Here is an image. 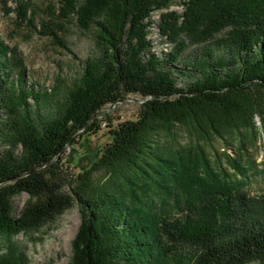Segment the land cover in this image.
<instances>
[{
  "label": "trees",
  "instance_id": "1",
  "mask_svg": "<svg viewBox=\"0 0 264 264\" xmlns=\"http://www.w3.org/2000/svg\"><path fill=\"white\" fill-rule=\"evenodd\" d=\"M10 1L36 28L31 0ZM69 20L91 31L97 54L61 93L28 86L20 52L0 37V236L37 230L75 202L69 264H264V191L245 188L247 166L229 160L228 173L207 150L212 140L248 150L254 114L264 129V0H57L39 32L60 42ZM129 94L142 100L137 117L64 192L47 168ZM8 257L0 264H22Z\"/></svg>",
  "mask_w": 264,
  "mask_h": 264
},
{
  "label": "rangeland",
  "instance_id": "2",
  "mask_svg": "<svg viewBox=\"0 0 264 264\" xmlns=\"http://www.w3.org/2000/svg\"><path fill=\"white\" fill-rule=\"evenodd\" d=\"M57 0H31L32 17L36 28L27 26L16 17L10 0H0V37L10 47H15L20 52L26 67V82L30 86L34 83V90H46L57 85L59 93L65 85L76 79L83 68L86 59L96 56L97 52L90 30H82L72 20L64 22V30L56 31L60 42L50 36L39 32L41 19L50 18L56 7ZM171 9L180 10L176 4ZM158 15V16H157ZM156 23L159 13L154 14ZM152 37L156 43V50L166 48L161 44V38L154 25ZM57 30V29H56ZM197 55L200 48H193ZM31 101V100H29ZM142 100L138 95L129 94L125 99L105 105L96 117V128L89 135H80L76 143L65 148L63 153L56 156L52 163L54 166L47 168L49 179L62 180L63 191L70 193V186L77 181L78 174L90 166L96 149H101L110 141L109 132L119 123L134 120L139 112ZM46 110H43L44 113ZM253 122L258 132L255 141H251L250 134L246 133L244 145L248 150L237 153L234 142L222 143L212 140V149L218 155V164L228 173H233L229 160L239 161L247 166L244 178L245 188L252 193L264 191V129L258 115H253ZM179 142L185 144L188 139L187 132L181 130L178 134ZM233 144V145H232ZM8 149V145L0 140V155ZM17 153V151H14ZM102 177V172H96ZM28 195L20 193L13 197V208L17 215L24 206ZM80 224V213L76 203L37 230L20 233L9 239L0 236V260L12 255L9 260L17 259L20 255L22 264H69L72 257V240ZM251 264H257L255 262Z\"/></svg>",
  "mask_w": 264,
  "mask_h": 264
},
{
  "label": "bare ground",
  "instance_id": "3",
  "mask_svg": "<svg viewBox=\"0 0 264 264\" xmlns=\"http://www.w3.org/2000/svg\"><path fill=\"white\" fill-rule=\"evenodd\" d=\"M158 16V15H157Z\"/></svg>",
  "mask_w": 264,
  "mask_h": 264
}]
</instances>
